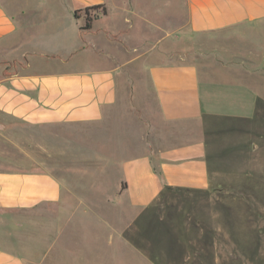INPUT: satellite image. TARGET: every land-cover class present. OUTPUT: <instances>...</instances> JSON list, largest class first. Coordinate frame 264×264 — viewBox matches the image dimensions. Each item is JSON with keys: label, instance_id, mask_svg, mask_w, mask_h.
Wrapping results in <instances>:
<instances>
[{"label": "crops", "instance_id": "1", "mask_svg": "<svg viewBox=\"0 0 264 264\" xmlns=\"http://www.w3.org/2000/svg\"><path fill=\"white\" fill-rule=\"evenodd\" d=\"M96 5L107 13H96L90 30L78 29L77 11L85 19L80 13ZM77 30L84 41L71 37ZM190 36L225 64L210 68L205 58L196 63L169 51ZM84 46L98 52L76 68ZM251 49L264 51V0H0V128L33 129L34 144L70 162L59 172L29 171L0 157V264H90L86 248L67 250L62 241L70 231L80 243L92 224L106 236L112 226L123 240L116 225L124 207L112 204L118 213L109 224L94 212L105 200L86 197L87 189L114 184L132 208L156 205L164 194L212 190L213 126L231 112L250 123L246 78L264 82L256 72L243 81L227 72V59L264 62ZM136 63L143 72L131 71ZM210 75L229 79L211 85Z\"/></svg>", "mask_w": 264, "mask_h": 264}, {"label": "rangeland", "instance_id": "2", "mask_svg": "<svg viewBox=\"0 0 264 264\" xmlns=\"http://www.w3.org/2000/svg\"><path fill=\"white\" fill-rule=\"evenodd\" d=\"M80 15L83 16L84 12ZM75 20L78 29L84 26V18L76 17ZM71 37L77 42L85 39L84 33L80 37L78 30L77 34L71 33ZM168 49L174 52V56L196 63L203 64L205 58V64L210 68L225 64L219 55L211 53V46L207 49L199 46L195 36L173 42ZM247 50L244 48L238 53ZM251 50L261 55L264 53ZM76 51V62L83 65L75 67L81 69L94 62L91 57L98 52L85 46ZM126 57L129 55L124 53L122 59ZM227 60L231 63L226 67L230 70L227 72L240 76V81L250 72L264 75L263 59L261 63L256 60L254 65L244 57ZM143 70L142 63L131 66L132 72L141 73ZM209 77L211 85L218 84L223 78L229 79L228 76ZM246 83L253 90L250 123L242 122L236 113L231 112L228 118H220L213 126L218 133L215 139L219 146L209 154L212 190L164 194V199L158 198L156 205L132 208L131 197L127 194L118 196L114 184L97 186L93 191L87 189L84 192L86 197L105 200L106 204L97 206L94 212L104 214L109 224H114L110 220L111 212L118 213L114 206V210L111 209L112 204L119 202L124 207V211L120 210L124 214L119 216L124 218L123 224L116 225V229L118 227L124 233L123 240L112 226L107 227L106 236L103 231L99 235L101 231L92 224L87 233H82L80 243L72 240L71 232L67 231L62 246L67 250L86 248L90 264H264V125L261 124L264 121V82L259 77L249 76ZM138 97L143 100V92H139ZM153 119L157 124L162 120L158 111L153 113ZM34 131L13 124L7 129L0 128V157L7 158L4 165L21 170L59 172L60 166L70 164L34 144ZM102 180L100 178V182Z\"/></svg>", "mask_w": 264, "mask_h": 264}, {"label": "trees", "instance_id": "3", "mask_svg": "<svg viewBox=\"0 0 264 264\" xmlns=\"http://www.w3.org/2000/svg\"><path fill=\"white\" fill-rule=\"evenodd\" d=\"M79 12L77 11L76 17L79 19ZM84 14H85V24L84 26H82L83 30H90L92 28V23L93 20L96 18V13L100 12L103 14L107 13V10L105 8V6L103 5H96V6H91V7H87L83 10Z\"/></svg>", "mask_w": 264, "mask_h": 264}]
</instances>
